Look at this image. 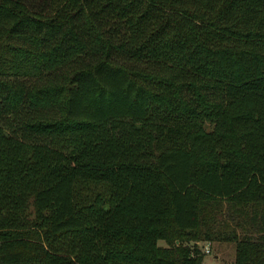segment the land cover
I'll use <instances>...</instances> for the list:
<instances>
[{"label": "trees", "instance_id": "16d2710c", "mask_svg": "<svg viewBox=\"0 0 264 264\" xmlns=\"http://www.w3.org/2000/svg\"><path fill=\"white\" fill-rule=\"evenodd\" d=\"M217 241L264 264V0H0V264Z\"/></svg>", "mask_w": 264, "mask_h": 264}, {"label": "rangeland", "instance_id": "374dc122", "mask_svg": "<svg viewBox=\"0 0 264 264\" xmlns=\"http://www.w3.org/2000/svg\"><path fill=\"white\" fill-rule=\"evenodd\" d=\"M209 243L210 251L205 253L202 264H233L234 244L228 241L204 242ZM157 244L160 246L167 245L164 239H158ZM218 254V256H215Z\"/></svg>", "mask_w": 264, "mask_h": 264}, {"label": "built area", "instance_id": "2783aa9c", "mask_svg": "<svg viewBox=\"0 0 264 264\" xmlns=\"http://www.w3.org/2000/svg\"><path fill=\"white\" fill-rule=\"evenodd\" d=\"M202 249H203V251H204L205 253H208V252L210 251V245H209V243H205V244H203Z\"/></svg>", "mask_w": 264, "mask_h": 264}, {"label": "crops", "instance_id": "0c3cea01", "mask_svg": "<svg viewBox=\"0 0 264 264\" xmlns=\"http://www.w3.org/2000/svg\"><path fill=\"white\" fill-rule=\"evenodd\" d=\"M215 256H218V254H215Z\"/></svg>", "mask_w": 264, "mask_h": 264}]
</instances>
